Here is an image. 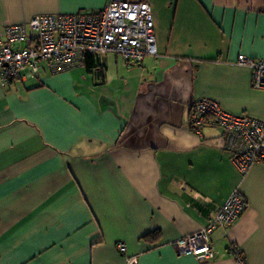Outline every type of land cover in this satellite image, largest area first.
I'll return each mask as SVG.
<instances>
[{"label": "crops", "instance_id": "obj_1", "mask_svg": "<svg viewBox=\"0 0 264 264\" xmlns=\"http://www.w3.org/2000/svg\"><path fill=\"white\" fill-rule=\"evenodd\" d=\"M109 1L0 0V26ZM39 70L0 71V264H162L153 56Z\"/></svg>", "mask_w": 264, "mask_h": 264}, {"label": "built area", "instance_id": "obj_2", "mask_svg": "<svg viewBox=\"0 0 264 264\" xmlns=\"http://www.w3.org/2000/svg\"><path fill=\"white\" fill-rule=\"evenodd\" d=\"M111 10L110 17L107 14ZM151 6L145 0H110L104 10L38 14L26 23L0 26V71L3 82L39 73L45 61L56 72L84 65L87 53H115L128 63L153 56ZM126 251V244L118 242ZM135 258L128 264H135Z\"/></svg>", "mask_w": 264, "mask_h": 264}, {"label": "trees", "instance_id": "obj_3", "mask_svg": "<svg viewBox=\"0 0 264 264\" xmlns=\"http://www.w3.org/2000/svg\"><path fill=\"white\" fill-rule=\"evenodd\" d=\"M99 12V11H98ZM97 13V12H94ZM146 239L148 240H158L160 238V231H156L154 234L150 235L148 234L147 236H145Z\"/></svg>", "mask_w": 264, "mask_h": 264}, {"label": "bare ground", "instance_id": "obj_4", "mask_svg": "<svg viewBox=\"0 0 264 264\" xmlns=\"http://www.w3.org/2000/svg\"><path fill=\"white\" fill-rule=\"evenodd\" d=\"M146 2H148L147 0H145ZM105 9V8H104ZM104 9H102V10H104ZM102 10H100V11H102ZM99 10H97V12H98ZM92 13H94V12H92ZM110 13H111V10L109 9L108 10V12H107V14L109 15V17L111 16L110 15ZM42 15L44 14V15H50L51 14V12L50 13H41ZM75 13H73V14H70V15H74ZM35 16H37V15H35ZM6 26V25H5ZM151 49V51H152V48H150ZM93 56H96V55H93ZM151 56V55H150ZM19 79H21V80H24V79H22V78H19ZM137 262V259H135L134 260V263H136Z\"/></svg>", "mask_w": 264, "mask_h": 264}, {"label": "rangeland", "instance_id": "obj_5", "mask_svg": "<svg viewBox=\"0 0 264 264\" xmlns=\"http://www.w3.org/2000/svg\"><path fill=\"white\" fill-rule=\"evenodd\" d=\"M85 12H89V11H85ZM85 12H77V13H85ZM65 14V13H64ZM29 21V20H28Z\"/></svg>", "mask_w": 264, "mask_h": 264}]
</instances>
